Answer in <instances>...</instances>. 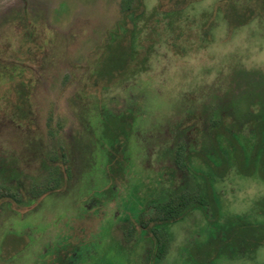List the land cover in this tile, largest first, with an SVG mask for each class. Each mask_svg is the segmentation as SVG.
<instances>
[{"label": "rangeland", "instance_id": "rangeland-1", "mask_svg": "<svg viewBox=\"0 0 264 264\" xmlns=\"http://www.w3.org/2000/svg\"><path fill=\"white\" fill-rule=\"evenodd\" d=\"M263 119L264 0H0V264H264L221 249L264 222V156L226 136L250 157Z\"/></svg>", "mask_w": 264, "mask_h": 264}, {"label": "trees", "instance_id": "trees-1", "mask_svg": "<svg viewBox=\"0 0 264 264\" xmlns=\"http://www.w3.org/2000/svg\"><path fill=\"white\" fill-rule=\"evenodd\" d=\"M132 44H130L129 46H124V50L128 52V57H127V59L124 58V68L123 69L124 70L130 69L131 72H134L131 70L132 67L130 68V65H131L132 60H133L132 48L134 45H132ZM102 66H104V61H103ZM115 69H122V68H113L112 67L110 75H109V73H108V75L113 76V73H114L113 71ZM100 73H102V71ZM103 74H104V71H103ZM114 116L117 118L121 117L120 115H114ZM103 130H106V128L103 127ZM216 133H217L216 134L217 136L219 133L222 134L220 131H216ZM123 134H125V130H123L122 132L119 131L115 136H110L103 131V135H102L103 137L102 138L103 139L109 138L107 145L114 146L117 144L119 146L123 142L120 140V137L123 136ZM225 134H226V132H225ZM255 135H256V140L254 142V149L252 151L251 156L247 157L245 149H244L243 145L241 144V142L237 139V137H235L234 135H232L230 133L226 134L229 142L233 146L235 159H236V165H237L238 169L240 167L241 156H243L244 158L246 156V159H248L249 162L251 160H253L258 155H260L261 157L264 156V119L261 120L258 123V125L256 126ZM103 145L105 146L106 144H103ZM214 146H215L214 148L216 149V154L220 156L222 166H217L216 164H213L209 159H206L205 162L207 163L209 168H211L214 175H216L218 177H223V176H225V173L223 171L228 168L227 157L223 153L222 147L218 141L216 142V140H214ZM105 147H107V146H105ZM202 157H204V156H202ZM114 158H115L114 154L112 152H110L108 154V157H107V163L112 165ZM124 166H123V164L119 165V167H120L119 170L120 169L124 170ZM246 166H245V170H246L245 172L248 174L249 173L252 174V172H247ZM106 174L108 175V173H106ZM204 184L206 186V190L208 191V193L206 194L207 197L201 196L200 198H198V201H196V204H194V206L192 208L206 209L207 206H209V204H211L213 202V188H212L211 180L208 177H205L204 178ZM159 210H160V213H159L158 218L152 219V221L156 222L152 231H154L155 228H159V226L161 224H166L168 222L174 221L175 218H173V217H177V218L181 217L182 218L183 217L182 214H183V212H185L186 208L183 206H180V209L177 210V213L174 212V208H172L171 206H163V207H160ZM165 210L167 211V213H165ZM140 225L142 227L140 229V231L142 232V231L146 230L148 223L145 224L143 221H140ZM226 227L227 228H225V230H224L226 232V234L222 235V239L221 238H216V239H218L219 241H220V239L225 240V242L228 244V245L222 244L221 249H222L223 253H226L229 257H235V256L237 257V256L241 255L242 254V251H241L242 248L243 247L249 248L248 245H250L251 242L254 243L255 247H259V246L264 244V235L258 236V239H255V236L257 234H264V222L261 220L256 219L253 221V220L248 219L247 217H244V218H239L236 223H235V221L233 223L231 222ZM238 248H240V252H239ZM54 264H56V263H54Z\"/></svg>", "mask_w": 264, "mask_h": 264}]
</instances>
